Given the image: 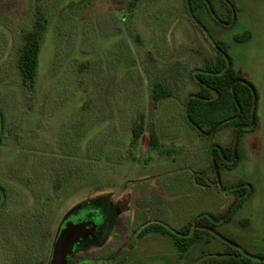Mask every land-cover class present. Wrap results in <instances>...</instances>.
Instances as JSON below:
<instances>
[{
  "label": "rangeland",
  "instance_id": "rangeland-1",
  "mask_svg": "<svg viewBox=\"0 0 264 264\" xmlns=\"http://www.w3.org/2000/svg\"><path fill=\"white\" fill-rule=\"evenodd\" d=\"M131 1L0 0V264H49L62 227L79 218L96 231L68 264H208L229 246L264 256V0L189 3L192 14L187 0ZM39 11L46 30L27 88L18 62ZM211 39L229 45L235 70L256 87L253 131L186 119L198 75L228 70L204 71L219 51ZM157 82L172 95L155 103ZM222 151L241 154L235 169L217 166ZM218 218L215 229L201 224ZM188 225L230 243L204 232L185 248L177 232Z\"/></svg>",
  "mask_w": 264,
  "mask_h": 264
},
{
  "label": "trees",
  "instance_id": "trees-1",
  "mask_svg": "<svg viewBox=\"0 0 264 264\" xmlns=\"http://www.w3.org/2000/svg\"><path fill=\"white\" fill-rule=\"evenodd\" d=\"M139 0H132L130 6L135 7ZM206 1L208 0H189L192 10H207ZM44 16L41 11L38 12L34 27L25 33V44L20 51V57L18 62L19 73L22 78V83L27 88H33L39 65V56L41 52L42 37L46 30ZM223 23V21H222ZM252 34L247 32L241 36L235 38L238 42H245L251 39ZM217 56L215 61H207L204 71L214 74H220L227 66V60L225 55L230 61V67L228 70L220 75H198L201 80V89L197 92L196 97L187 102L186 108L189 113L186 115L187 121L194 127L204 129L209 127L212 130L216 129L219 124H229L235 127L239 131V135L253 131L258 123L257 118V104L255 111L254 108V96L257 97L256 87L240 76L233 66V60L229 55V45L224 41H217ZM213 91L216 92L217 97L213 100ZM172 95V90L166 82H157L153 87V101L155 103L160 102ZM254 115V116H253ZM197 128V129H198ZM144 134V122L143 120L136 124L132 133V145H137L139 140ZM5 119L3 112L0 110V147L3 145L5 137ZM152 142L156 146L157 138L154 135ZM223 152V151H222ZM221 152V155H215V161L217 166L221 168H228L230 170L235 169L242 160L240 153L233 158L231 152ZM230 154V156H228ZM232 157V159H231ZM249 194L254 192V187L249 186ZM243 190V189H241ZM247 195L240 200L237 205L234 206L230 212V216L225 220L228 222L232 219L235 213L241 209L244 200ZM6 201V191L0 183V210L4 206ZM202 217V216H201ZM222 218H218L216 221L201 223L202 225H211L212 228H216L218 222ZM211 232L197 228L194 225H188L183 232H177L178 235L187 237L184 247L187 248L192 242H197L201 239L202 233ZM180 239L182 237L178 236ZM220 261H214L208 264H248L253 262H260L264 260V256H250L249 254L241 253L237 248L229 246V250H226L222 254ZM242 256V257H241ZM258 257V258H256Z\"/></svg>",
  "mask_w": 264,
  "mask_h": 264
},
{
  "label": "water",
  "instance_id": "water-1",
  "mask_svg": "<svg viewBox=\"0 0 264 264\" xmlns=\"http://www.w3.org/2000/svg\"><path fill=\"white\" fill-rule=\"evenodd\" d=\"M188 1V7H189V12L192 14L191 8L189 6V0ZM208 7H209V1H206ZM207 34V33H206ZM211 43L216 47L217 44L211 39ZM225 58L228 62L227 68L224 70L226 71L230 67V61L228 57L225 55ZM213 96L214 98L217 96L216 92L213 91ZM257 104V97L254 96V108H253V113L255 111V107ZM188 115V110L186 111ZM254 116V115H253ZM222 124H219L221 126ZM237 145V144H235ZM197 228L207 230L216 236H218L220 239H222L225 242H228L223 236L219 235L215 230L212 228L208 227H201L196 225ZM96 231V223L91 220H69L67 221L64 226L62 227L57 240L55 242L54 248H53V253H52V258L50 260L49 264H68V260L70 255L73 253L75 248L85 240L87 237L92 236L94 232ZM230 243V242H228ZM263 261V260H259Z\"/></svg>",
  "mask_w": 264,
  "mask_h": 264
},
{
  "label": "flooded vegetation",
  "instance_id": "flooded-vegetation-1",
  "mask_svg": "<svg viewBox=\"0 0 264 264\" xmlns=\"http://www.w3.org/2000/svg\"><path fill=\"white\" fill-rule=\"evenodd\" d=\"M227 3H229L228 1H227ZM230 6V8H233V6H231V5H229ZM219 21V20H218ZM221 22V21H220ZM232 22V21H231ZM221 24H223V25H226V24H224V23H222L221 22ZM228 25V24H227ZM78 220H84V218H79ZM74 221V220H73ZM82 262H80V263H75V264H81ZM104 264H109V263H107V261L106 262H104Z\"/></svg>",
  "mask_w": 264,
  "mask_h": 264
}]
</instances>
